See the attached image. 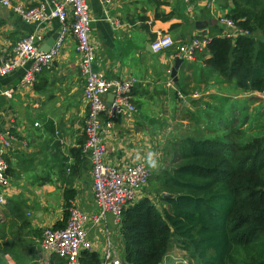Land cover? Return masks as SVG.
<instances>
[{
    "label": "crops",
    "instance_id": "1",
    "mask_svg": "<svg viewBox=\"0 0 264 264\" xmlns=\"http://www.w3.org/2000/svg\"><path fill=\"white\" fill-rule=\"evenodd\" d=\"M12 1L35 7L45 0ZM87 1L93 19L91 42L97 49L95 69L111 80L131 77L139 80L133 90L136 116L131 122H118L107 137L106 162L110 166L121 169L139 162L149 165L147 154L155 152L158 167L149 166L157 173L167 168L165 161L169 157L172 162L174 145L181 139L239 142L237 135L241 134L242 142L246 143L258 138L255 116H264V93L243 92L235 81L225 80L212 69L205 62L208 59L205 55L192 63L183 62L173 77L176 51L157 54L151 47L159 32L170 35L177 44L187 43L196 36L212 38L219 32L225 33L219 18L227 17L234 9L233 0H194L191 11L184 0H112L108 6L99 0ZM157 15L161 18L157 19ZM167 15L172 17L164 21ZM61 27L57 20L42 25L36 46L42 52L54 49L59 43ZM35 31V25L0 5V63L17 42ZM257 38L264 40V34L259 33ZM24 73L25 69H20L0 78V117L3 128L11 131L15 139L6 155L11 187L5 192L7 203L0 211V224H6L0 226V231L4 228L6 233L0 236V244L13 242L12 233L20 228L22 234L16 238V249L7 245L8 252L28 258L30 232L54 229L64 220L67 191L74 194L72 202L82 211L91 215L98 211L90 155L84 152L88 109L83 98L84 80L76 41L68 36L62 42L53 66L38 76L34 86L21 85ZM171 80L173 88L168 87ZM11 90L12 95H5ZM177 93L185 96V103ZM162 129H167L166 133L175 140H171L172 152H166L165 147L161 159ZM181 129L187 134L180 139ZM195 129L201 136H195ZM150 195L156 198L155 191ZM150 195L144 193V198ZM12 202L17 203L18 215L23 217V223L29 222L28 226L24 227L22 220L12 214L16 213L12 211ZM107 228L118 254L125 257L122 227L116 226L109 216L98 225H88V237L94 244L90 252H96L101 263ZM170 252L165 264H177L178 260L181 261L178 264H193L189 254L183 259ZM51 255L42 251L41 264H51Z\"/></svg>",
    "mask_w": 264,
    "mask_h": 264
},
{
    "label": "trees",
    "instance_id": "2",
    "mask_svg": "<svg viewBox=\"0 0 264 264\" xmlns=\"http://www.w3.org/2000/svg\"><path fill=\"white\" fill-rule=\"evenodd\" d=\"M233 1L235 7L227 18L249 35L224 38L219 32L211 36L209 53H198L196 59L208 56L205 62L243 92L264 93V40L257 38L264 34V0ZM237 138L239 142L187 137L175 143L170 166L152 178L157 180L154 191L162 207L145 197L123 213L129 264H163L174 242L188 252L193 264H264V137L246 143L241 134ZM73 200L74 194L67 191L65 217L54 230L66 227ZM16 205L12 202L16 212L12 214L28 226ZM19 229L12 233L13 242L0 244L2 255L8 246L16 249ZM4 231L0 236H6ZM32 235L42 239L44 232L31 231ZM30 257L29 251L26 259ZM81 259L82 264H101L96 252L84 251ZM51 264L66 261L54 253Z\"/></svg>",
    "mask_w": 264,
    "mask_h": 264
},
{
    "label": "built area",
    "instance_id": "3",
    "mask_svg": "<svg viewBox=\"0 0 264 264\" xmlns=\"http://www.w3.org/2000/svg\"><path fill=\"white\" fill-rule=\"evenodd\" d=\"M99 1L103 6L112 2ZM193 1L184 0V3L189 5V11ZM0 5L13 11L24 22L36 26L34 33L17 42L13 50L3 57L0 63V78L25 69L21 85L32 87L38 76L53 66L62 42L68 36H72L76 41L79 69L84 80L83 98L88 109L84 122V152L90 155L94 202L98 212L94 215L88 214L72 202L66 227L60 230L46 229L41 240V251L47 255L57 254L66 264H82L83 252L92 251L94 248L93 241L88 237V225H98L111 216L114 224L122 227L124 211L144 198V189L152 176L150 166L144 162L121 169L106 162L107 137L111 136L118 122H131L138 112L133 100V90L139 80L134 77L111 80L95 69L97 49L91 42L93 19L87 0H45L35 7H26L12 0H0ZM52 20H57L62 25L59 43L51 51L42 52L36 46L37 41L41 39L39 30L42 25ZM219 22L226 28L224 38H232L238 34L249 35L248 31L239 29L227 17H220ZM211 39L207 36H196L187 43L177 44L170 35L159 32L151 47L157 54L175 50L176 58L192 63L198 53H209ZM168 87H174L172 80ZM12 93L11 90L5 95ZM177 94L185 101L182 93ZM109 95L114 97L110 108L107 107ZM14 141L11 131L3 128L0 117V207L6 204L5 192L11 187L10 166L6 155ZM104 241L106 249L101 264H129L125 257L118 254L108 228Z\"/></svg>",
    "mask_w": 264,
    "mask_h": 264
},
{
    "label": "rangeland",
    "instance_id": "4",
    "mask_svg": "<svg viewBox=\"0 0 264 264\" xmlns=\"http://www.w3.org/2000/svg\"><path fill=\"white\" fill-rule=\"evenodd\" d=\"M185 102L186 101H184V103ZM180 116H181V118H183V114L182 113H181ZM169 121H171V119H168V122ZM254 125H255L256 130H257V132L255 134V137H258V138L259 137H264V116H262V115L255 116V124ZM166 131H168V130L167 129H162L161 130V159L163 158V155H164L163 153H165V147H166V152L168 151V153H169L171 151V149H172V146H173L172 145L173 143L171 142V140L172 141L175 140V139H173V137L170 136V134H167ZM186 134H187V132L184 129H181V130L178 131V136H180V139L183 138L184 136H186ZM194 134H195V136H201L200 135L201 132L199 130H197V129H195ZM169 136H170V140H169ZM251 140H253V139H251ZM162 151H163V153H162ZM165 160H166V158H165ZM170 164H171V159L169 157V160H166L165 161V165H166V167H168V166H170ZM152 172L155 173L156 171L153 170ZM157 174H159V172L155 173L154 176L153 175L151 176L150 180L148 181V184H147L146 188L144 189V193L145 194L148 192L149 195H150V193L154 195V190H155V187H156L155 185H156V181L157 180L156 179L154 180L152 178L155 177V175H157ZM146 190H147V192H146ZM150 198L153 201H155L157 205H159L160 207H162V203L158 199H156V198L153 199L152 198V195H150ZM1 208L2 207H0V211H1ZM31 237H32L31 240H33L34 243H31V245L29 246V251L31 253V257L29 258V261L25 258V256H23L24 257L23 258L21 256V254L18 253V252H14V253L6 252V253H3V255L0 253V262H4V263L7 262L8 264H22V263L23 264H26V262L28 261L30 264H32V262L34 261L37 264H41L40 258H41V252L42 251H41L40 244H41V240L42 239L39 236H34V235H32ZM30 247H31V249H30ZM170 251H171L170 252L171 254H174L176 256L183 257V259H186V256L188 254L186 251H183L182 249H180L179 246H178V244L176 242L173 243V246H172V248H171ZM178 261H180V260H178ZM166 264H168V263H166Z\"/></svg>",
    "mask_w": 264,
    "mask_h": 264
},
{
    "label": "water",
    "instance_id": "5",
    "mask_svg": "<svg viewBox=\"0 0 264 264\" xmlns=\"http://www.w3.org/2000/svg\"><path fill=\"white\" fill-rule=\"evenodd\" d=\"M182 64H183V59L182 58H177L176 61H175V68L173 70V77H175L177 75V71L179 70L180 66H182ZM113 99H114L113 95H109V97H108V103H107V107L108 108H110ZM173 170L174 169H172V171ZM164 197L165 198H171L172 195L164 194Z\"/></svg>",
    "mask_w": 264,
    "mask_h": 264
},
{
    "label": "clouds",
    "instance_id": "6",
    "mask_svg": "<svg viewBox=\"0 0 264 264\" xmlns=\"http://www.w3.org/2000/svg\"><path fill=\"white\" fill-rule=\"evenodd\" d=\"M147 160H148L149 165L152 168H157L158 167L159 161H158L157 153H155V152L148 153L147 154Z\"/></svg>",
    "mask_w": 264,
    "mask_h": 264
}]
</instances>
